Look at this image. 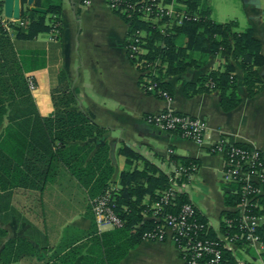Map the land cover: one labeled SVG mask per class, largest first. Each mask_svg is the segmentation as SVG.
I'll return each instance as SVG.
<instances>
[{
    "label": "crops",
    "instance_id": "obj_1",
    "mask_svg": "<svg viewBox=\"0 0 264 264\" xmlns=\"http://www.w3.org/2000/svg\"><path fill=\"white\" fill-rule=\"evenodd\" d=\"M19 1L21 10L43 8L36 7L35 0ZM244 3V22L236 20L239 30L246 28L240 27L242 23L251 27L261 43L263 64L258 73L262 86L247 97L242 73L236 69L241 102L228 111L221 109L217 92L186 97L183 91L186 82L220 67L222 60L217 57L200 68L187 69L181 77H171L170 100L145 92L139 84V71L126 55L128 25L105 0H52L51 4L61 8L57 33L51 29L31 39H13L24 76L32 77L36 87L28 88L31 103L20 105V116L5 117L0 124V264H81L95 251L89 248L94 221L89 188L61 160L53 159L54 147L42 132V118L54 110L52 91L59 86L61 75L67 80L66 91L76 98L71 108L82 110L105 129L102 136L77 143L92 146L88 157L102 144L108 145L113 167L110 183L127 167L125 157L118 153L123 146L135 149L161 169L167 163L158 156L165 159L168 150L197 159L199 166L186 192L209 225L218 230L222 211L235 209L224 204L225 192L235 194L239 185L222 181L225 161L221 152L212 151L216 142L226 137L259 150L264 158V12L261 0ZM162 109L202 119L208 127L203 142L163 131L145 120ZM263 199L264 194L259 196L264 211ZM233 253L235 264H262L249 246L241 245ZM118 264L186 263L167 236L163 241L143 239Z\"/></svg>",
    "mask_w": 264,
    "mask_h": 264
},
{
    "label": "trees",
    "instance_id": "obj_2",
    "mask_svg": "<svg viewBox=\"0 0 264 264\" xmlns=\"http://www.w3.org/2000/svg\"><path fill=\"white\" fill-rule=\"evenodd\" d=\"M51 1L35 0L36 7L46 8V13L28 7L21 10L20 18L26 21L24 29L12 26L11 32H8L0 23V124L5 117L10 120L19 117V113L22 112L20 105L31 103L27 80L13 39H31L39 33L60 28L57 24L60 23L61 8L59 5L51 4ZM181 2L195 18L174 24L165 32L160 31L158 23L145 21L135 15L128 18L113 10L128 25L125 46L129 38H133L136 30L144 31L142 37L144 42L141 44L143 52L136 60H130L132 64L140 63L138 70L151 68L146 75H139V84L144 88L149 83H154L156 89L165 90L172 97L169 83L171 77H181L187 69L200 68L211 57L219 56L222 60L220 67L200 75L194 82H186L183 91L186 97L201 92H217L221 109L231 110L241 102L235 83L236 69L242 73V83L247 97L253 96L262 86V78L258 73L259 66L263 64L261 43L253 35L251 27L239 30L236 19L225 22L212 19L211 7L205 0ZM59 82V86L52 91L54 110L42 118V132L48 136L50 145L54 147L53 159L61 160L73 176L88 186L89 195L93 198L110 184L113 167L108 157L109 147L102 144L88 157L92 146L88 143L78 145L77 142L102 136L105 129L82 110L71 108L76 104V98L66 91L67 80L64 75L60 76ZM154 95L159 97L156 93ZM167 132L182 136L181 129ZM237 145L247 147L239 143ZM118 153L125 157L127 166L114 181L119 186L114 209L123 223L119 227L98 232L93 221L89 248L92 247L95 251L84 257L81 264H118L131 248L143 240L145 232L158 230L165 223L167 215L177 218L185 204L191 205L193 209L192 215L187 217L190 229L187 230V235L173 233L176 238L175 245L183 259H188L190 255L188 240L190 243L199 240L215 243L216 248L220 250L223 264H235L233 251L224 247L219 235L231 236L241 231L238 228L239 211L236 209L240 204L238 193L225 192L224 204L235 209L222 211L218 230L209 225L208 220L191 203L186 191H174L173 197L166 203H160L161 206L153 217L152 205L159 202L161 193L170 189L171 182L177 185L185 183L188 173L193 166L196 168L199 166V161L173 154L165 159L158 156L175 169L181 167L179 174L176 175L173 169L164 171L131 147H120ZM261 202H264V199ZM263 212L259 211L261 214ZM237 244L241 246L242 241H237ZM211 257V253H205L199 259V263L207 264L206 261Z\"/></svg>",
    "mask_w": 264,
    "mask_h": 264
},
{
    "label": "built area",
    "instance_id": "obj_3",
    "mask_svg": "<svg viewBox=\"0 0 264 264\" xmlns=\"http://www.w3.org/2000/svg\"><path fill=\"white\" fill-rule=\"evenodd\" d=\"M107 6L113 11L117 10L124 16L131 18L133 15L141 19L158 23V28L161 32H165L174 24H181L182 21L195 18L189 13L186 5L177 0H105ZM3 0H0V23L11 32L12 26H24L26 21L21 18L6 17L2 10ZM160 21V22H159ZM53 32L57 33V29L53 28ZM143 30H136L133 38H129L125 46L126 55L129 60H136L138 55L143 52L141 44L144 42ZM134 67L138 70L139 62H135ZM151 67V66H150ZM151 68L138 70L140 75H146ZM28 88L32 91L36 84L32 77L26 78ZM141 88H142V84ZM144 91L152 94H158L160 98L170 100L171 97L165 90L156 89L154 83H149L144 88ZM145 120L163 131H171L175 129L182 130V136L191 139L197 143H202L208 131L206 123L198 118L190 115L177 114L171 109H162L146 116ZM214 149L224 155V165L221 170V179L225 183H234L239 185L236 193L240 196V204L236 207L239 211L238 228L241 230L234 235L220 234V240L224 247L228 250H235L239 247L237 241H242L241 245H246L252 248L257 255L261 257V262L264 264V214L259 213L261 205L259 196L264 194V158L261 152L251 147H242L231 142L226 137L220 138ZM171 154V150H168ZM172 170L176 175L179 174L181 167L176 169L167 165L163 170ZM193 166L190 173L186 177V182L182 185H177L171 182L170 189L161 193L159 202L152 205L154 208L155 217L161 206V202L166 203L170 197L174 196V191H187V186L196 171ZM119 192V186L116 183H110L109 186L100 194L90 199V208L93 214V219L98 232L105 231L122 225L123 221L115 212L114 200ZM193 213L191 205H183L180 215L176 218L172 215L165 217V223L158 230L145 232L144 240L163 241L167 236L176 242L173 233L187 235V230L190 225L187 224V217ZM176 244V243H175ZM190 255L188 259H184L186 264H200L199 259L205 253H211L212 257L206 261L207 264H223L221 261L220 250L216 248L215 243L208 241H193L188 240ZM179 250V249H178Z\"/></svg>",
    "mask_w": 264,
    "mask_h": 264
},
{
    "label": "rangeland",
    "instance_id": "obj_4",
    "mask_svg": "<svg viewBox=\"0 0 264 264\" xmlns=\"http://www.w3.org/2000/svg\"><path fill=\"white\" fill-rule=\"evenodd\" d=\"M211 5L212 12L210 17L217 22H225L227 20L236 19L244 22L245 12L244 9L247 7L244 0H208ZM264 12V0H261L260 7ZM264 14V13H263ZM241 26H246L244 23ZM216 58V57H215ZM217 58H220L217 56Z\"/></svg>",
    "mask_w": 264,
    "mask_h": 264
},
{
    "label": "water",
    "instance_id": "obj_5",
    "mask_svg": "<svg viewBox=\"0 0 264 264\" xmlns=\"http://www.w3.org/2000/svg\"><path fill=\"white\" fill-rule=\"evenodd\" d=\"M32 0H28L31 3ZM258 4V0H255ZM37 10L45 12L44 8H38ZM3 14L6 17L19 18L21 14L20 1L19 0H3Z\"/></svg>",
    "mask_w": 264,
    "mask_h": 264
}]
</instances>
